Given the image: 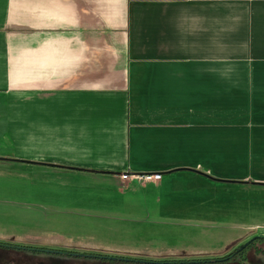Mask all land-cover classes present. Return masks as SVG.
I'll return each mask as SVG.
<instances>
[{
	"label": "crops",
	"instance_id": "0c3cea01",
	"mask_svg": "<svg viewBox=\"0 0 264 264\" xmlns=\"http://www.w3.org/2000/svg\"><path fill=\"white\" fill-rule=\"evenodd\" d=\"M0 153L121 220L264 187V0H0Z\"/></svg>",
	"mask_w": 264,
	"mask_h": 264
},
{
	"label": "rangeland",
	"instance_id": "374dc122",
	"mask_svg": "<svg viewBox=\"0 0 264 264\" xmlns=\"http://www.w3.org/2000/svg\"><path fill=\"white\" fill-rule=\"evenodd\" d=\"M18 161L0 153V240L3 241L80 253L177 260L220 257L239 250L254 237L264 236V187L260 185L244 183L226 202L213 205L210 211L179 212V220L157 222L142 214L141 220L131 221L121 220L114 207L109 212L102 211V206L97 210L91 199L95 181L72 174L63 176L53 168L48 174L39 175L34 172L38 166ZM188 215L201 221L185 220ZM257 246L262 249H249L244 264H264V243ZM6 263L113 264L0 249V264ZM215 264L243 262L237 258Z\"/></svg>",
	"mask_w": 264,
	"mask_h": 264
},
{
	"label": "flooded vegetation",
	"instance_id": "af4514ba",
	"mask_svg": "<svg viewBox=\"0 0 264 264\" xmlns=\"http://www.w3.org/2000/svg\"><path fill=\"white\" fill-rule=\"evenodd\" d=\"M0 249H13L16 251H25L32 254H50V255H57V256H70L85 259L88 261L97 260L103 262H110L113 264H201L195 263L197 260H210L212 261L213 258H204V259H147L143 257L137 256H120V255H104L95 252L84 251L82 253L74 250L68 249H58V248H51V247H44L40 245L34 244L33 246L27 244H20L16 243L11 240H0ZM239 249V248H238ZM262 248H259L260 251ZM229 253V252H228ZM226 254L221 255L223 257ZM219 258V257H216ZM221 263V262H217ZM7 264V263H6ZM215 264V263H212Z\"/></svg>",
	"mask_w": 264,
	"mask_h": 264
},
{
	"label": "trees",
	"instance_id": "16d2710c",
	"mask_svg": "<svg viewBox=\"0 0 264 264\" xmlns=\"http://www.w3.org/2000/svg\"><path fill=\"white\" fill-rule=\"evenodd\" d=\"M264 243V236H257L252 238L250 241H248L246 244H244L239 250H236L235 252H229L227 255L219 258H213L212 261L210 260H197L195 263H201V264H212V263H217V262H227V261H235V259H240L241 262L245 261V254L246 252L254 248L255 250H258L257 244ZM236 253V254H235ZM240 255L238 257L237 255Z\"/></svg>",
	"mask_w": 264,
	"mask_h": 264
},
{
	"label": "built area",
	"instance_id": "2783aa9c",
	"mask_svg": "<svg viewBox=\"0 0 264 264\" xmlns=\"http://www.w3.org/2000/svg\"><path fill=\"white\" fill-rule=\"evenodd\" d=\"M120 177L122 179H126L130 176H128L127 174H121ZM136 178L143 180V181H155L159 179V174L157 173H152V174H143V175H137Z\"/></svg>",
	"mask_w": 264,
	"mask_h": 264
}]
</instances>
